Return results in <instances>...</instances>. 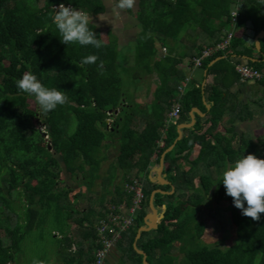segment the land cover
Instances as JSON below:
<instances>
[{"label": "trees", "instance_id": "trees-1", "mask_svg": "<svg viewBox=\"0 0 264 264\" xmlns=\"http://www.w3.org/2000/svg\"><path fill=\"white\" fill-rule=\"evenodd\" d=\"M61 2L69 4V0H0V264H19L25 239L45 229L59 263L96 264L97 250L102 248L97 226L114 206L132 204L133 194L126 185L136 179L143 184L144 202L113 250L119 261L144 264L135 241L145 226L151 195L175 188L173 194H156L154 205L160 212L165 208L163 218L158 229L143 232L137 243L149 264H264V213L260 220L242 215L219 185L223 171L242 155L264 158V126L255 137L238 132L235 125L264 116V38L260 51L246 41L250 24L255 36L264 32V0H140L137 20L142 32L134 68L139 82L157 75L149 104L137 102L125 91L118 40L103 34L94 21L89 26L104 42L100 49L61 42L51 15ZM238 4L235 17L232 10ZM71 6L89 16L107 12L103 0H71ZM198 30L202 38L195 34ZM229 31L233 32L229 47L203 60L202 68L213 82L182 93L183 61L189 58L193 64L205 48L223 43ZM195 36L190 43L182 39ZM177 43L184 44V54L176 53ZM158 45L167 48L164 58L158 57ZM89 54L99 59L81 64ZM236 58L238 63L246 59L263 74L254 84L257 97L249 101L237 99L248 83H242L236 71ZM26 72L64 91L66 103L41 112L35 98L16 86ZM176 104L181 106L180 115L168 123ZM194 108L206 117L196 116L195 126L184 129L177 142L178 127L191 122ZM109 119H115L111 125ZM113 140L119 154L103 172L108 161L103 151ZM174 144L164 159L163 173L170 184L161 185L151 178V166L160 167L162 156ZM64 170L81 180L79 192L64 182ZM86 188L88 204L81 209L77 203ZM212 195L227 205L237 237L227 249L211 247L203 239L205 223L198 211ZM74 225L80 229L78 239L73 237ZM46 261L44 257L42 264Z\"/></svg>", "mask_w": 264, "mask_h": 264}, {"label": "clouds", "instance_id": "clouds-1", "mask_svg": "<svg viewBox=\"0 0 264 264\" xmlns=\"http://www.w3.org/2000/svg\"><path fill=\"white\" fill-rule=\"evenodd\" d=\"M134 4L135 0H116L115 8L131 9ZM240 6L241 4L237 5L234 15L237 14ZM51 15L62 43L91 45L96 49L103 46L104 42L89 26V14L81 8L72 7L71 0L68 6L61 2L58 10L53 6ZM98 59V55L89 54L82 58L81 64H93ZM99 66L103 67V61ZM16 86L21 92L34 97L43 113H48L67 101L64 91L46 86L32 72H26L22 78L17 79ZM220 181L219 185L224 186L226 194L233 198L234 206L241 210L242 215L253 220L261 219L260 214L264 213V158L252 153L242 155L223 171Z\"/></svg>", "mask_w": 264, "mask_h": 264}, {"label": "rangeland", "instance_id": "rangeland-1", "mask_svg": "<svg viewBox=\"0 0 264 264\" xmlns=\"http://www.w3.org/2000/svg\"><path fill=\"white\" fill-rule=\"evenodd\" d=\"M56 10H58V7ZM135 47L136 45L132 43L130 46L120 50V73L123 79L124 89L128 94L134 95L137 102L150 103L153 100V91L158 84L157 75L148 76L143 79V81H138V78L136 77L138 71L134 68ZM116 115L117 113H115V116ZM114 120L115 119H109V125H111ZM263 126L264 116L255 121L245 123L240 130L250 132L255 137H258L263 133ZM41 129L47 137L45 127L43 126ZM107 143L111 144V146L103 151L104 154L108 156V161L102 166L103 172L106 171L109 164L114 161L119 154L117 140L107 141ZM63 180L71 188H74L76 192H79L80 189L78 187L81 181L80 179L73 178L64 170ZM197 184H199V181H197ZM96 187H98L96 190L99 191L97 192L99 194L101 187L99 185ZM87 204L86 188L85 193L80 197L77 206L78 208L83 209ZM198 216L199 219L205 223V235L203 238L205 243L209 244L211 247H220L222 249H227L235 243L237 237L231 223L227 205L219 203L214 195L204 202V205L198 211ZM74 228V233L78 236L80 229L75 225ZM48 230L49 229H45L44 232L35 230V232L25 239L23 242L22 253L18 256L19 264H34V262L35 264H42L44 257L47 260V264H51V259L55 256L56 247L53 244V239L50 237V232ZM177 254L181 255L178 252ZM118 261V257L113 258L112 256L111 259H107L106 264H124L123 262ZM54 264L61 263L54 260Z\"/></svg>", "mask_w": 264, "mask_h": 264}, {"label": "crops", "instance_id": "crops-1", "mask_svg": "<svg viewBox=\"0 0 264 264\" xmlns=\"http://www.w3.org/2000/svg\"><path fill=\"white\" fill-rule=\"evenodd\" d=\"M103 1L107 6V12L104 13L103 15L97 16V18L94 20V22L99 26L102 33L105 34L106 36H110L112 34L111 36H113L114 38H116L118 40L120 50L124 49L125 47L130 46L132 43H134L136 45L137 41H138V35L142 32V27L137 20V13L140 10V0H135V4L131 9H124V10H118L115 8L116 0H103ZM236 11H237V6L233 8L232 14ZM249 28L250 29L248 31V37L246 38L247 44L252 45L253 42L256 44V37L257 36L254 35V31L252 30L251 24L249 25ZM195 34L200 36V37L203 35V33L200 30H198ZM180 39H181V37H180ZM182 39H185L186 41H188V43H190V42L194 41L196 38L191 37L190 40H188L187 38H182ZM174 47H175L177 54H184V51H185L184 44L177 43L174 45ZM158 49H159V52H158L159 58H164L168 54L167 48L158 45ZM134 59H135V57H134ZM215 62L216 61H214L212 64H214ZM233 63L235 65L243 64V63H247V60L243 59L242 62L238 63V58H236V59H234ZM180 67L184 69V71L186 73V79H188L190 81L189 84L187 85V90L190 89L194 85H197V86L202 85L203 87H205L206 85H209L213 82V77L209 76L207 78V71H205L202 67H195L194 64H192L190 62L189 58H186L183 61V64L180 65ZM242 83H248V84H247V86L242 87V88H244L243 94L242 95L239 94L237 99L239 101H249L253 97L256 98L257 94L255 93L256 91H254V89L258 88L257 86H254V84L256 82H250L249 81V82H242ZM143 104H149V103L143 102ZM194 109H197V108H194ZM116 113L118 114L119 111ZM198 115L201 116L202 118L206 117V114L201 113L199 110L195 116H198ZM245 123H247V122H240V121L236 122V124H235L237 127L236 130L240 133L245 132L243 130L242 131L240 130V128H242V126ZM181 125H184V124H181ZM183 135H184V133H183ZM163 145H164V142L160 143L161 147ZM195 155H197V153ZM159 170H160V167L156 164H153L151 166V175H150L151 178H154V179L157 178ZM150 212H151V210L149 211V213ZM73 237H74V239L80 238V232H79L78 236H76V234H75V236H73ZM76 248L77 247L74 245L73 251H75ZM112 256H113V258L118 257V255L114 252L112 255L109 256L108 259H111ZM54 260L57 261L55 256L52 257L50 263L54 264Z\"/></svg>", "mask_w": 264, "mask_h": 264}, {"label": "built area", "instance_id": "built-area-1", "mask_svg": "<svg viewBox=\"0 0 264 264\" xmlns=\"http://www.w3.org/2000/svg\"><path fill=\"white\" fill-rule=\"evenodd\" d=\"M235 13V12H234ZM237 17L238 12L236 15ZM235 24H233L234 26ZM233 37V32H229L226 40L223 43L218 44L215 47L205 48L199 57L193 59L195 67H202L203 60L207 57H211L219 51L227 49ZM236 70L241 76L242 82H256L262 79L263 74L250 67L248 63L237 64ZM189 80L186 79L180 86V91L185 93L187 91V85ZM181 112L180 104H176L169 114L168 123L175 122ZM109 122V121H108ZM162 143V142H161ZM144 187L139 179H136L133 183L126 185V191L133 194L132 204L128 206L126 203H122L118 206H114L112 212L107 219L100 220L97 226L99 242L102 244V248L97 250L96 264H106L111 252L116 247L117 243L122 239L123 233L130 229L135 223V219L138 216L139 211L142 208L144 202Z\"/></svg>", "mask_w": 264, "mask_h": 264}, {"label": "water", "instance_id": "water-1", "mask_svg": "<svg viewBox=\"0 0 264 264\" xmlns=\"http://www.w3.org/2000/svg\"><path fill=\"white\" fill-rule=\"evenodd\" d=\"M96 18H97V16H90V21H94ZM262 38H264V32H261L256 37V46H257V48H258L259 51L261 50L260 40ZM197 113H198V110L197 109H193L192 112H191V118H192L191 123L184 124V125H180L178 127L179 138H178L177 142L182 139V137H183V130L184 129L192 128V127L195 126V123H196V116L195 115ZM175 144L172 147H170L165 152V154L162 156L161 164H160V170H159L158 176H157V181L161 185H169L170 184L169 181L165 180L166 175H164V173H163L164 172V168H165V161H164V159H165V155L174 149ZM50 148H51V146H50ZM174 191H175V188H173L171 192H165L163 190H156L151 195V199H150V210H151V212L146 216V218H145V226H143V227H141L139 229L138 234H137V237H136V241H135V248L137 249V252L143 256V258H144V264H149L148 261H147L148 256H147V254L144 251L139 250L137 248V243H138L139 239L141 238L143 232H150V231H153V230L158 229L159 222L163 218V213L165 211V208H163V212L160 213L159 208H156L155 207V205H154L155 196H156V194H173Z\"/></svg>", "mask_w": 264, "mask_h": 264}]
</instances>
